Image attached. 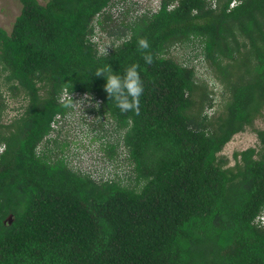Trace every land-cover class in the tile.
<instances>
[{
    "label": "trees",
    "instance_id": "16d2710c",
    "mask_svg": "<svg viewBox=\"0 0 264 264\" xmlns=\"http://www.w3.org/2000/svg\"><path fill=\"white\" fill-rule=\"evenodd\" d=\"M19 1L12 29L0 27L4 84L27 99L2 122L0 86V264H264L255 222L264 129L257 146L234 151V165L220 155L264 106V0H161L154 12L120 0ZM97 27L112 35L107 56L92 40ZM141 37L152 64L138 51ZM189 43L199 52L180 62L173 48ZM132 64L144 85L139 115L122 113L94 75L105 65L123 75ZM200 70L227 94L213 115ZM64 89L83 103L65 107ZM87 114L103 117L95 139L113 121L116 140L96 143L126 156L125 179L96 180L61 153V123Z\"/></svg>",
    "mask_w": 264,
    "mask_h": 264
},
{
    "label": "rangeland",
    "instance_id": "374dc122",
    "mask_svg": "<svg viewBox=\"0 0 264 264\" xmlns=\"http://www.w3.org/2000/svg\"><path fill=\"white\" fill-rule=\"evenodd\" d=\"M39 1L42 3L46 2V0ZM21 9L22 3L19 0H0V27L10 31L16 16L20 13ZM103 33L104 35H107L106 31H103ZM108 37L111 39L112 35H108ZM192 45V43H189L182 45V47H175L173 48L172 55L180 62L187 63V59L192 57L197 51L199 52L200 49L199 46L196 49V47ZM198 59L200 60L201 57ZM207 74H209L208 70H206V73L204 74L199 71V77L206 79L205 81L208 84L206 86V92L214 97V106L206 108L208 114L213 115L222 110L221 104L223 103V99L227 97V94L223 97V95L220 94V86L210 75ZM205 75L207 76L204 77ZM4 76L5 72H1L0 64V86L1 92H3L2 100L6 105L2 115V122L9 123L23 111L21 106L27 103V99L23 94L13 96L4 84ZM200 94L201 91L196 93L197 96ZM92 115L93 114H87V119L85 118L84 120H81L80 123H78V120L75 122L71 117L67 118L65 123H61L63 129L59 135V139L65 140L69 144L61 153L69 157V164L73 168L80 169L86 173L92 172L96 178H99L102 174L105 176H112L116 172L124 175L128 174L131 166L127 164L126 158H122L124 154L121 156L120 149H117L118 151L114 157H110L105 151H100V147H98L96 143V141L100 143V141L114 142L116 140L117 133L113 130V121L108 120L107 122H104L105 128L103 129H106V131L100 132L101 134H104L102 140L95 139L94 134L98 131L92 130V125L95 123L100 124L99 120L103 119V117L100 119L97 117L91 120ZM75 118H77V116H75ZM59 126L60 124L56 127ZM257 129H264V106L261 108L260 113L256 116L253 123L247 125L243 131L236 133L220 152L221 156H224L229 160L228 165H234L235 163L233 158L234 151L258 145ZM56 133V131L53 132L51 136L54 137ZM57 152L60 155L59 150ZM74 153L78 154L74 155ZM105 167H108V172Z\"/></svg>",
    "mask_w": 264,
    "mask_h": 264
},
{
    "label": "clouds",
    "instance_id": "9594fccd",
    "mask_svg": "<svg viewBox=\"0 0 264 264\" xmlns=\"http://www.w3.org/2000/svg\"><path fill=\"white\" fill-rule=\"evenodd\" d=\"M126 1H127L128 5L138 3L137 1H132V0H129V1L126 0ZM151 1L155 2L157 9L152 10L150 7V9H148L149 11L152 10V12H154V11H157L158 9H160L161 3H162L161 0H151ZM175 4L176 3H172L170 5V8L174 7ZM95 34H96V32H95ZM95 34L93 35L92 40H93ZM100 35H101V43L104 45V47L99 48V45L96 42H94V43H95V45H98V54L103 55V56H107L108 55L107 52L108 51L110 52L114 46L110 45L111 39H109L108 34L104 35L103 31H101ZM137 48H138V51L141 52L142 58L145 61V63L146 64H152L153 63V55L149 51H147L150 48L149 41L143 37L138 38ZM199 57H201V56H199ZM199 57L195 58L194 61L195 62L198 61ZM138 67L139 66L137 64H132L125 69L123 75H119V74H116V72H113L109 65H105L103 67L97 68V70L94 74L95 76L103 77L106 80V84L104 85V91L107 93L108 98L110 100L115 101L116 106L119 108V110L122 113L131 111V112H134L136 115H139L140 97L142 96V94L144 92V85H143V81L141 79V76L139 74ZM201 72L206 73V71H201ZM207 75H205V76H207ZM209 75L211 76V74H209ZM215 81L217 82V80H215ZM65 90H67V89H64L63 92H61V95H60L61 101H63L62 95H63ZM69 93H73V92H69ZM73 94H74L73 97H71V95H69L66 98V100L64 101L65 107H74L75 104L73 102V99H76L78 101L82 100V98L80 99L78 93H73ZM84 95H86V94H84ZM82 103H83V101L77 102V104H80V105ZM3 151H4V149L0 152V156H1V153ZM121 156H122V154H121ZM122 158H126V156L124 155ZM107 162H108V160H107ZM126 162L128 165H130L129 161L126 160ZM105 168H106V170L108 169V167H105ZM107 172H108V170H107ZM89 173L96 180L113 179L115 177H121L123 179L126 178V175L121 174L119 172L114 173L112 176H105L104 174H102L99 178H96L92 174V172H89ZM263 213H264V208L255 217V222L261 226H264V224H262L260 221L261 215Z\"/></svg>",
    "mask_w": 264,
    "mask_h": 264
},
{
    "label": "built area",
    "instance_id": "2783aa9c",
    "mask_svg": "<svg viewBox=\"0 0 264 264\" xmlns=\"http://www.w3.org/2000/svg\"><path fill=\"white\" fill-rule=\"evenodd\" d=\"M132 1H137L141 5V10L142 11L148 10V9H150V7H151L152 10H156L157 9V6L155 5V2L151 1V0H132ZM125 3H127L126 0H120L118 4L121 6V8H123V5L125 6ZM95 32H96V34H95V36L93 38V41L96 42L99 45V48L100 47H104V45L101 43V35H100L101 30H100V28L97 27L95 29ZM69 95H71V97L74 96L73 93H69V91L65 90L63 95H62V100H66V98ZM84 96L87 97V95H84ZM53 126H57V124L53 123ZM3 149H4V145L0 144V152ZM260 221H261L262 224H264V213L261 215Z\"/></svg>",
    "mask_w": 264,
    "mask_h": 264
}]
</instances>
